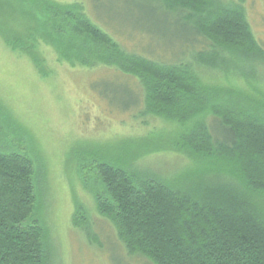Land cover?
I'll list each match as a JSON object with an SVG mask.
<instances>
[{
	"label": "trees",
	"instance_id": "trees-1",
	"mask_svg": "<svg viewBox=\"0 0 264 264\" xmlns=\"http://www.w3.org/2000/svg\"><path fill=\"white\" fill-rule=\"evenodd\" d=\"M132 7L139 13L136 30L151 37L147 42L158 44L162 33L178 48L171 62L127 52L76 2L0 0V39L42 77L49 72L40 46L71 67L101 66L133 79L135 92L106 83L104 93L92 90L110 95L116 109L133 112L134 119L155 118L169 127L121 140L117 154L99 159L95 151L105 149L95 145L80 158L79 173L94 176L88 190L96 211L111 224L126 260L264 264V44L232 0H134ZM165 152L199 170L168 177L139 158ZM33 173L29 157L0 152V264L49 262L46 230L33 218ZM72 225L98 244L83 208L75 209Z\"/></svg>",
	"mask_w": 264,
	"mask_h": 264
},
{
	"label": "rangeland",
	"instance_id": "rangeland-1",
	"mask_svg": "<svg viewBox=\"0 0 264 264\" xmlns=\"http://www.w3.org/2000/svg\"><path fill=\"white\" fill-rule=\"evenodd\" d=\"M53 1L82 4L88 19L115 36L113 39H118L127 52L158 62H171L179 53L177 47H170L162 39V33L155 45L147 42L150 35L136 30L139 13L132 7L134 0ZM232 1L244 7L254 36L264 44V0ZM155 46L158 48L153 51ZM163 46L167 53H163ZM38 52L49 72L46 77L39 75L26 55L12 52L0 39V152H18L33 162L37 200L33 218L46 230L48 264H150L142 258L125 259L111 224L98 214L88 190L94 176L91 171L81 175L78 169L86 148L96 145L105 149L95 151L100 159L110 156L109 152L117 154L114 149L121 140L136 139L151 131L165 133L169 127L155 118L134 119L133 112L116 109L110 95L102 97L92 90L95 86L104 93L106 83L112 90L127 87L135 92L133 79L101 66L71 67L45 46ZM87 157V161L95 160L93 155ZM139 158H145L143 167L168 177L199 170L197 165L168 152ZM77 207L84 209L98 244L90 245L86 234L73 227L72 215Z\"/></svg>",
	"mask_w": 264,
	"mask_h": 264
}]
</instances>
